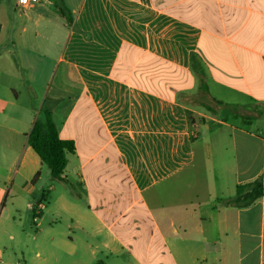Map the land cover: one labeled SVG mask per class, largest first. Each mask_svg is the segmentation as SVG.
<instances>
[{
	"label": "crops",
	"instance_id": "crops-1",
	"mask_svg": "<svg viewBox=\"0 0 264 264\" xmlns=\"http://www.w3.org/2000/svg\"><path fill=\"white\" fill-rule=\"evenodd\" d=\"M21 9L23 32L53 18L66 32L38 105L19 102L11 82L28 67L0 52L9 191H38L43 163L28 133L48 106L75 144L58 179L73 201L56 197L73 208V246L123 264H264V196L224 203L238 184L264 181V129L229 121L264 118V0H39ZM47 50L31 48L41 85ZM212 98L243 107L213 114L203 106Z\"/></svg>",
	"mask_w": 264,
	"mask_h": 264
},
{
	"label": "rangeland",
	"instance_id": "rangeland-1",
	"mask_svg": "<svg viewBox=\"0 0 264 264\" xmlns=\"http://www.w3.org/2000/svg\"><path fill=\"white\" fill-rule=\"evenodd\" d=\"M24 20V13L16 0H0V52L7 49L11 62L17 65L24 62L28 67L22 69L19 65L11 82L18 89L19 102L38 105L45 95L47 84H51L53 67L57 65L54 52L64 43L66 22L62 18L41 21L37 25L31 22L28 30L23 32L21 27ZM34 45L49 48L42 85L34 77L32 69H29L30 63H34L37 57L31 51ZM6 80L7 74L1 72L0 84ZM30 83L37 95L32 93ZM229 121L242 124L255 132L264 129V118L246 121L236 116ZM228 152L222 151L218 155L216 151L215 154L225 161L230 157ZM8 170L9 162L0 158V178L5 177L4 186H0V264H93L99 259L109 264H123L111 256H93L77 240L73 246V235L78 233L77 229L73 232V208L64 207L56 198L64 192L73 201V190L53 178L47 165H42L40 176L35 181L38 191L34 194L19 188L14 196L9 191L11 183L7 177L11 173ZM223 174L230 177L226 168ZM43 193L47 195L44 200ZM33 208L37 216L35 219ZM40 209L42 213L38 215Z\"/></svg>",
	"mask_w": 264,
	"mask_h": 264
},
{
	"label": "trees",
	"instance_id": "trees-1",
	"mask_svg": "<svg viewBox=\"0 0 264 264\" xmlns=\"http://www.w3.org/2000/svg\"><path fill=\"white\" fill-rule=\"evenodd\" d=\"M60 13L70 21L69 10L60 1L56 2ZM207 90V89H205ZM213 102L203 104L213 114H216L214 107H228V109L236 110V113L241 109L240 104H229L212 98ZM42 117H38L28 133V143L39 155L43 164L47 165L50 173L55 179L65 178V169L69 161V155L73 154L75 144L73 140L63 139L60 137L57 126L53 119L52 111L48 106H45L42 111ZM39 173L35 175L38 177ZM264 196V181L262 176L237 185L236 195L232 198L224 200V203L238 206H248L257 198ZM45 199V198H42ZM34 210V218L36 212ZM42 209L39 210V214ZM93 264H109L103 259H99Z\"/></svg>",
	"mask_w": 264,
	"mask_h": 264
},
{
	"label": "built area",
	"instance_id": "built-area-1",
	"mask_svg": "<svg viewBox=\"0 0 264 264\" xmlns=\"http://www.w3.org/2000/svg\"><path fill=\"white\" fill-rule=\"evenodd\" d=\"M17 1V4L20 5V6H29L31 4H34V3H38L39 0H16ZM43 206V205H42Z\"/></svg>",
	"mask_w": 264,
	"mask_h": 264
}]
</instances>
